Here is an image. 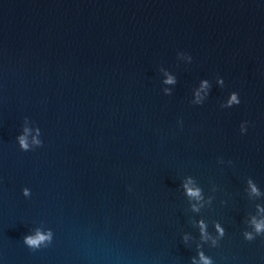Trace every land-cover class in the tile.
<instances>
[{
	"label": "water",
	"instance_id": "obj_1",
	"mask_svg": "<svg viewBox=\"0 0 264 264\" xmlns=\"http://www.w3.org/2000/svg\"><path fill=\"white\" fill-rule=\"evenodd\" d=\"M256 223L264 0H0V264H264Z\"/></svg>",
	"mask_w": 264,
	"mask_h": 264
},
{
	"label": "clouds",
	"instance_id": "obj_2",
	"mask_svg": "<svg viewBox=\"0 0 264 264\" xmlns=\"http://www.w3.org/2000/svg\"><path fill=\"white\" fill-rule=\"evenodd\" d=\"M168 83H172L173 79L171 77L168 78L167 80ZM233 101L237 102V98L235 96V94L232 96L231 100L229 101V103H232ZM27 131V130H26ZM19 142H20V146L23 149H28L29 145L27 143L26 137L25 136H20L19 137ZM33 142L36 144H39L40 141L36 140L35 137L33 138ZM185 187L187 188L188 194L190 196H198L199 195V190H194L192 188H188L187 185H185ZM253 191H255V188L253 187ZM24 194L27 196L29 194V190L28 189H24ZM255 228L256 231L259 233L262 229H264V223H256L255 224ZM51 232H47V233H42L39 230L35 233V235H28L25 236L24 238V242L29 245L32 248H37L39 247V245L45 241H50L51 240ZM246 239L248 240H252L253 237L251 235V233H246L245 234ZM200 258L201 260L204 262V264H211L210 260L205 257L203 255V253L200 254Z\"/></svg>",
	"mask_w": 264,
	"mask_h": 264
}]
</instances>
